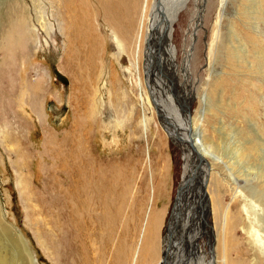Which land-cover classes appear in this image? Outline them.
Here are the masks:
<instances>
[{"label": "rangeland", "instance_id": "374dc122", "mask_svg": "<svg viewBox=\"0 0 264 264\" xmlns=\"http://www.w3.org/2000/svg\"><path fill=\"white\" fill-rule=\"evenodd\" d=\"M22 1L28 9L25 16L36 34L34 42L29 41L27 50L25 48L21 53H16L15 50L12 52L10 67L13 68L9 67L8 71L10 84L0 82V214L4 224H10L24 237L36 264H56L55 255L48 249L43 233H50L51 238L59 241L64 234L68 235L69 229L67 219L57 217L58 213L63 212L54 204L56 198L53 202L48 199V195H51L48 192L49 172L57 167L58 162L46 148V130H52L50 132L62 137L73 129V121L79 122L83 117L78 97L82 94L85 96V91L75 90L74 101L70 105L73 84H76L70 74L71 66L68 67L66 60L64 61V38L56 29L47 34L40 27L37 15L38 7L41 10L45 5L43 0H35L38 6L35 8L31 0ZM195 1L191 0L179 11L173 28L171 44L177 50L176 64L182 67L189 51L191 75L188 78V98L185 100L181 98L183 92L179 88V83L184 82L183 74L176 80L178 86L171 99L174 104L178 100L179 106L175 108L181 109L177 110L179 112L174 111L176 114L173 113V117L166 116L172 122L171 126L166 127L163 121L160 122L148 91L150 87L157 107L162 112L147 75L144 44H140L141 51L137 54L138 61H135L129 56V46L124 38L122 43L125 48L120 49L111 28L101 23L99 26L104 51L96 98L101 105L95 108L99 114L89 131V147L92 158H96L99 163L104 160L115 162L126 155V163L137 164L138 185L135 188L139 198L142 197L140 182L143 185L147 183L148 187L153 183V193L151 196L145 193L147 199L137 209L136 217L143 218L131 221L134 225H131L127 238V243L131 242L128 243L129 248H139L137 264H163L167 238L176 219L175 212L182 203L187 169L186 154H195L193 146L188 142L190 133L192 140L201 144V148L206 149L209 144L210 151L206 155L207 165L199 163L198 166H193L195 174L193 173L194 179L188 191L190 190V196L197 198L193 200L197 201V206L193 208L192 204L191 207L187 205V211L193 213L196 219L193 217L188 231L184 230L185 223L181 221L183 229L177 230L180 240L178 239V248L176 246L174 252L176 262L181 255H188L183 250L190 248L193 242H200V248H203L202 257L198 261L201 264H212L215 257L212 253L216 254L217 230L212 203L209 199L210 203L206 201L207 210L202 216L201 200L199 202L196 196L201 188L207 192V186H210L209 193L216 191L212 182L209 185L207 182L202 184L205 172L210 171L211 175L223 181L221 193L225 204H229L231 200V183L244 192L256 194L264 204V0H227L222 9V26L213 52L214 58L208 50L213 39L218 0H200L199 4ZM145 2L143 0L142 3ZM7 8L8 0H0V67L6 60L2 44L9 31V19H13L12 16H6ZM202 8L203 16L198 17V10ZM120 35L124 37L122 33ZM54 68L66 77L67 85L55 80ZM77 83L80 84L78 80ZM30 85L37 91L34 96L39 106L37 110L44 115L41 116L43 123L40 122L39 115L32 112V103L27 102ZM87 96L92 98L91 88ZM182 107L187 110L185 115ZM177 117L188 127L189 133L182 132L185 139L178 137L180 131L178 125L174 124ZM20 129L22 136L18 138L15 134ZM243 143L252 148V156L235 161V145L242 147ZM156 175L160 182L158 185L154 182ZM157 187L160 189L158 193ZM37 199L46 202L41 205ZM30 202H37L41 210V215L37 216H40L38 226L41 233L32 222L36 204ZM147 213L150 215L149 222L144 218ZM130 218H134L133 213ZM200 221L206 227L198 237L194 229L195 224ZM2 229L0 225V264H7V259L8 264H22V254L7 243L8 239ZM60 230L62 231L59 232ZM185 233L189 234L188 239L184 238ZM246 240V235L238 228L234 237L235 248H242L245 254L243 257L248 264H264V254L254 250L256 247L249 246V243H245ZM64 248H69V245ZM249 248H253V251ZM197 250L201 249L196 246L195 251ZM11 252L16 256L12 257ZM149 256L153 257L151 263L146 261ZM220 257L218 251L217 260ZM233 258L236 259L235 255Z\"/></svg>", "mask_w": 264, "mask_h": 264}, {"label": "bare ground", "instance_id": "6f19581e", "mask_svg": "<svg viewBox=\"0 0 264 264\" xmlns=\"http://www.w3.org/2000/svg\"><path fill=\"white\" fill-rule=\"evenodd\" d=\"M31 1L34 8L38 7L36 6L35 0ZM190 1L191 0H146L145 3H142L143 0H141V2L140 0H43L45 4L44 7L41 8V10L38 7L39 12L37 11V21L40 23L39 25L42 30L50 34V30L56 29L60 36L64 38L66 48L64 61L66 60L68 67L71 66L72 73L70 74L76 84H73V94L70 97V105H72L74 101L75 90L80 92L85 91V96L82 94L78 97V105L82 108L83 117L81 116L82 120L79 122H77L78 120L73 121V129L63 134L62 137H59L57 133L50 132L52 130H46L45 128L47 131V138L45 141L47 145L46 148L58 162L57 167L49 172L50 184L48 186V192L51 193V195H48V199L53 202L56 198L54 204L63 212L61 214L58 213L57 217L66 218L67 227L69 229L68 235L64 234L65 236L63 235L59 241L57 238H51V235L49 236L50 233H43L48 245L47 247H49L48 249L53 251L55 255L56 260L54 263L137 264L139 248H129L128 243L131 242L128 241L127 243V238L129 237L131 225H134V223L131 224V221L137 218H143V216L136 217L137 209H139V206H142L144 199H147L144 194L148 193L149 196H151L153 193V183L152 186L148 187L147 183L143 185V183L140 182V195L142 197L139 198L140 196H138L137 189L135 188L137 184V164L135 162L126 163V155L120 157V161L110 162L104 160L99 163L95 160L96 158H92L89 147V131L92 122L95 121L94 119H97L96 117L99 114L98 109L96 110L95 108L101 105L96 98V96H98L97 80L100 78L99 74H101L102 55L104 51L99 26L101 23L111 28L116 44H118L120 49L125 48L122 43V38H124L129 46V56L135 59V61H138L136 59L137 54L141 51L140 44H144L145 55H147V75L149 77V82H152L151 88H153L152 90L158 95H156V97L158 103L160 102L159 105L162 108V113L170 118L174 116V111L179 112L177 110L181 109L176 110L175 107L179 106L178 100L177 103L174 104L171 99V97L175 95V89L178 86L176 80L180 74H183L184 77V82L179 83V88L181 92H183L181 98L184 100L188 98V78L189 75H191L189 51L186 53L187 56L183 66L178 67L175 61L177 50L173 47L171 41L173 39V28L178 13L181 9L185 8ZM195 2L199 4L200 0H196ZM226 2L227 0H218L216 5V16H213L215 20L213 26V39L210 49L208 50L210 55L215 51L216 43L219 40L220 28L222 26V9ZM212 6L214 7V5ZM7 10L6 16H12L13 19H9V22L7 19L9 31L2 44V51L5 53L6 59L4 60V65L0 67V82L3 83L4 81L3 84H10L11 78L8 77V71L11 63L10 56H13V51L15 50L16 53L25 51L29 41L34 42L36 34H34L35 31L32 26H30V22L25 16L28 9L22 0H8ZM163 10L166 18L156 29L157 22L160 18V12ZM198 11L197 16H203V8ZM155 29L156 32H154ZM158 32L163 39L162 45L159 44ZM121 33L124 37L120 35ZM8 42L10 43L8 44ZM213 56L214 54L212 57ZM77 80L80 84L77 83ZM30 86V90L27 88L29 91L27 92V102L30 101L32 103V112L38 114L40 122L43 123L44 120L42 121L41 117L43 114L40 113L41 111L39 109L40 112L37 110L39 106L34 96V92L35 95H37V91H34L35 89L32 88V85ZM90 88L92 98L89 99L87 95L89 94ZM182 108L184 109V107ZM185 112H187L186 108L183 110L184 115ZM177 118L174 124L178 125L177 127L180 131L178 137H181L179 139H185L182 132L185 131L189 133L188 127ZM15 135H17L18 138L22 136L21 129L18 130ZM190 135L188 142L193 146L195 154L192 152V155L186 154L187 169L184 176L182 203H180L179 208L175 212L176 219H174L172 223L169 238H167L168 242L165 245L163 264H201V262H198L202 257L201 251H203V248H200V242L198 244L193 242L190 248L186 247L183 250L185 253H188V255H181V258L178 259L177 262L174 260L177 259L176 254H174L175 247L177 246L178 248L177 242L180 240L177 230L184 228L185 231H188L190 227L189 224L193 222L194 218L196 219V217L192 215L193 213L187 211V205L191 207L192 204V207L195 208L197 204V201L193 202V200L197 198L194 199V195L190 196V190L188 191L189 187L191 189V181L194 179L193 173L195 174V172H193V166L199 163L207 165L208 157L206 158V155L210 151L208 150L209 144L206 145V149L201 148V144L195 143L192 140L193 137L191 133ZM5 147L7 148V144ZM251 149L252 148L246 143H243L242 147L235 145L233 155H236V160L235 158L234 160L238 161L245 157L250 158L252 156ZM226 161H228V159ZM20 168L19 170L21 171ZM154 182H157V185L160 183L157 175ZM201 182L202 184H206L207 182L208 185L212 182V185L216 188V191L211 193H209L210 186H207V192L201 188L197 192L198 195H196L199 202L201 200L200 208L202 216L207 210L206 205L209 202L208 199L212 203L218 244L215 248L216 254L214 255V253H212L213 257H216L212 260V264H248L243 257L245 254L242 248H235L236 243L234 242V237L238 228L246 235L247 240L245 243H249V246L252 245V247H256L254 250H258L264 254V204L258 200L257 195H251V193L247 191L244 192L231 183L229 190L231 200L229 204H225L224 196L221 193V188L224 186L222 180L220 181L218 177L216 178V176L214 177L211 175L209 171V173L205 172ZM27 185H29V183ZM157 188L158 190L156 189V193L160 190L159 187ZM30 191L32 192V190ZM38 202L42 205L46 201L38 200ZM31 204L34 203L32 202ZM34 212L35 214L32 215V222L38 227L39 233H41V229L38 226V218L40 216L37 217L38 214L41 215V210L38 208L37 204ZM132 213L134 218L131 219L130 214ZM1 216L2 214H0V225L3 227V234L8 239L7 243L22 254L20 256L22 258V264H36L24 237L16 232L17 229L13 228L10 224H4ZM149 217L150 215L147 213L144 218H147L149 222ZM156 218H158V216ZM182 220L183 223H185V227L183 228L181 227ZM51 227L54 226L52 225ZM205 227L206 226L203 225L201 221L196 223L194 229L195 234L200 237ZM45 231L47 230L45 229ZM61 231L62 230L59 232ZM188 235L189 234H186L184 238L188 239L190 237H188ZM190 235L192 237V234ZM44 236L42 235V237ZM67 244L69 248H64L68 246ZM150 244L151 243H149V245ZM196 246L201 250L195 251ZM252 249L253 248H249V250ZM147 250H149V248H147ZM199 251L200 253H198ZM218 251L221 254V259L218 258L219 260H217ZM189 254L193 255L189 256ZM14 255L12 253V257ZM233 255H235L236 259L233 258ZM151 258L153 257L149 256L146 258V261L151 263ZM15 259L14 261H16ZM3 260H5V256ZM6 262L8 264V259Z\"/></svg>", "mask_w": 264, "mask_h": 264}, {"label": "water", "instance_id": "95a60500", "mask_svg": "<svg viewBox=\"0 0 264 264\" xmlns=\"http://www.w3.org/2000/svg\"><path fill=\"white\" fill-rule=\"evenodd\" d=\"M159 20H158V22H157V25H156V29H157V27H159L161 24H162V22L164 21V19L166 18V16H165V13H164V10L163 11H161L160 12V15H159ZM156 29L154 30V32H156ZM158 31V30H157ZM158 40H159V44L160 45H162V41H163V39L161 38V36H160V34H159V32H158ZM54 78H55V80L56 81H60V82H62L64 85H67L68 84V80L66 79V77H64L60 72H58V70H56L55 68H54ZM148 91H149V93H150V97H151V99H152V103H153V105L156 107V110H157V113H158V117H159V120H160V122H164V125L167 127V126H171V125H173L172 124V122H170L169 120H168V118L166 117V115L164 114V113H162V112H160V109L157 107V104H156V102H155V99H154V95H153V93L151 92V89H150V87H148ZM176 205V204H175ZM174 211V210H173ZM172 215H173V213H172ZM172 218V217H171ZM169 226H170V223L168 224V226H167V231H168V229H169ZM166 238V237H165ZM164 238V239H165Z\"/></svg>", "mask_w": 264, "mask_h": 264}]
</instances>
